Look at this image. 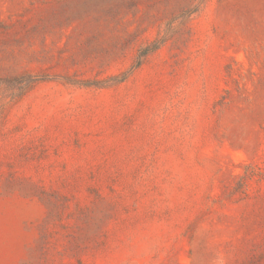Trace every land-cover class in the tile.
Masks as SVG:
<instances>
[{"label": "rangeland", "instance_id": "rangeland-1", "mask_svg": "<svg viewBox=\"0 0 264 264\" xmlns=\"http://www.w3.org/2000/svg\"><path fill=\"white\" fill-rule=\"evenodd\" d=\"M0 264H264V0H0Z\"/></svg>", "mask_w": 264, "mask_h": 264}]
</instances>
